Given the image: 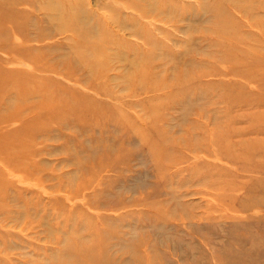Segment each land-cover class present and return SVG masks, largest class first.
I'll use <instances>...</instances> for the list:
<instances>
[{
  "label": "rangeland",
  "instance_id": "rangeland-1",
  "mask_svg": "<svg viewBox=\"0 0 264 264\" xmlns=\"http://www.w3.org/2000/svg\"><path fill=\"white\" fill-rule=\"evenodd\" d=\"M67 99L0 160V264H264V0H0V118Z\"/></svg>",
  "mask_w": 264,
  "mask_h": 264
},
{
  "label": "bare ground",
  "instance_id": "bare-ground-1",
  "mask_svg": "<svg viewBox=\"0 0 264 264\" xmlns=\"http://www.w3.org/2000/svg\"><path fill=\"white\" fill-rule=\"evenodd\" d=\"M10 23H12L11 19H10ZM35 93L38 94L39 97H46V96H43L37 90L35 91ZM23 94L34 95L32 93V89L31 91H29L28 89V91H26ZM33 98L35 97H32L31 99ZM65 103L66 105L61 106V107L57 106L58 108L56 106L52 107V106L47 105L45 107L44 105H38V109H41L44 111V118L40 119V122L38 121L35 124H33V122L24 124L22 123L20 118H14L13 116L6 117V118L2 117V119L0 118L1 123H7V124L8 122H11V123L19 122L20 123L19 126L14 127L8 133L0 135V145L2 146V149L0 150V160L1 161L3 160L5 163L12 164V161H14L12 153L16 151H26L25 156L28 157L29 154H27V152H29V147L31 146L32 143L33 144L36 143L35 137H37L38 135H41L43 132L48 131L52 127V125H57L56 128L59 130L63 129V123H65L66 120L70 118L66 116L68 115V113H71V111L73 112V105L75 106L74 109L82 110L83 105L78 106L74 99H67ZM94 114L95 113H93L91 116H93ZM60 115H63V116L60 117ZM46 119L48 121H46ZM10 153H11V156H10ZM15 164L16 165L12 167L13 169L17 168V166L19 165V162H16ZM71 249L72 248L69 247L67 250L70 251ZM74 250L75 249L71 250L69 254L65 255V258L72 256V253ZM74 264H84V259H79L77 263L74 262Z\"/></svg>",
  "mask_w": 264,
  "mask_h": 264
}]
</instances>
